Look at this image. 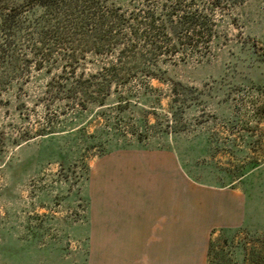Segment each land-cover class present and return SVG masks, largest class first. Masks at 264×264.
<instances>
[{"label":"rangeland","instance_id":"374dc122","mask_svg":"<svg viewBox=\"0 0 264 264\" xmlns=\"http://www.w3.org/2000/svg\"><path fill=\"white\" fill-rule=\"evenodd\" d=\"M210 1L209 36L153 65L179 85L84 113L57 49L6 91L0 264H264V0Z\"/></svg>","mask_w":264,"mask_h":264},{"label":"trees","instance_id":"16d2710c","mask_svg":"<svg viewBox=\"0 0 264 264\" xmlns=\"http://www.w3.org/2000/svg\"><path fill=\"white\" fill-rule=\"evenodd\" d=\"M192 2L0 0V103L8 101L4 95L10 87L22 89L31 65L38 68L57 49L59 91L53 96L78 104L84 113L95 115L100 111H91L94 106L128 101L131 93L121 88L130 83L181 84L153 65L159 54L178 51L182 41L209 36V13L191 9Z\"/></svg>","mask_w":264,"mask_h":264},{"label":"crops","instance_id":"0c3cea01","mask_svg":"<svg viewBox=\"0 0 264 264\" xmlns=\"http://www.w3.org/2000/svg\"><path fill=\"white\" fill-rule=\"evenodd\" d=\"M151 218H152V217H151ZM151 218H150V219H148V217H147V220H148V221H149V220L151 221Z\"/></svg>","mask_w":264,"mask_h":264}]
</instances>
